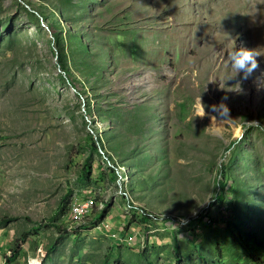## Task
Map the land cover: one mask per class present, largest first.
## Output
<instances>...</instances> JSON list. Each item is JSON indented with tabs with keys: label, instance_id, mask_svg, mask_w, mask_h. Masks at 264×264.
<instances>
[{
	"label": "rangeland",
	"instance_id": "374dc122",
	"mask_svg": "<svg viewBox=\"0 0 264 264\" xmlns=\"http://www.w3.org/2000/svg\"><path fill=\"white\" fill-rule=\"evenodd\" d=\"M176 259L264 264V0H0V264Z\"/></svg>",
	"mask_w": 264,
	"mask_h": 264
},
{
	"label": "clouds",
	"instance_id": "9594fccd",
	"mask_svg": "<svg viewBox=\"0 0 264 264\" xmlns=\"http://www.w3.org/2000/svg\"><path fill=\"white\" fill-rule=\"evenodd\" d=\"M256 55L257 54L254 53L253 50H249L244 47L237 48L235 44H233V47L227 52L229 65L233 69V74L231 77H229V79L237 76L238 74H242L243 79H248V77L258 67L255 59ZM211 111L217 113L222 120L230 119L228 115V107L223 103V101H221L218 105H212ZM205 116H208L210 125L213 122H216V117L205 111V105L200 96H198L195 101L194 115L192 118H204Z\"/></svg>",
	"mask_w": 264,
	"mask_h": 264
},
{
	"label": "built area",
	"instance_id": "2783aa9c",
	"mask_svg": "<svg viewBox=\"0 0 264 264\" xmlns=\"http://www.w3.org/2000/svg\"><path fill=\"white\" fill-rule=\"evenodd\" d=\"M93 209L90 198H74L69 202L66 229H76L83 219L91 214ZM94 221V218L92 219ZM77 225V227H76ZM76 227V228H75Z\"/></svg>",
	"mask_w": 264,
	"mask_h": 264
},
{
	"label": "trees",
	"instance_id": "16d2710c",
	"mask_svg": "<svg viewBox=\"0 0 264 264\" xmlns=\"http://www.w3.org/2000/svg\"><path fill=\"white\" fill-rule=\"evenodd\" d=\"M230 143H232V141H230ZM223 169H224V165H223V163H220V173L223 171ZM217 184L218 185H221L222 184V180H217ZM148 214L152 215L151 212H146L145 211L144 214L141 215L140 219L141 220H146L149 217ZM206 218H207L208 222H210V218L208 216H206ZM201 222L202 223H205V220L202 219ZM17 252H18V249H16L15 247H13L12 248V253H11L10 256L7 257V260H10V258L13 257ZM174 264H179V262L177 261V259L175 260ZM202 264H208V263L203 259L202 260ZM215 264H218V263H215Z\"/></svg>",
	"mask_w": 264,
	"mask_h": 264
}]
</instances>
